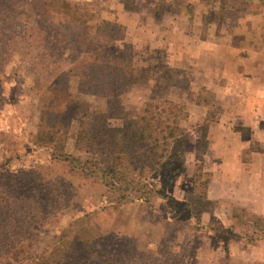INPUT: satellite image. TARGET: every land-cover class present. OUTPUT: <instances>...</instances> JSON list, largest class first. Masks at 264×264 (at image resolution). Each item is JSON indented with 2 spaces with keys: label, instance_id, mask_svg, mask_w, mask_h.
I'll list each match as a JSON object with an SVG mask.
<instances>
[{
  "label": "rangeland",
  "instance_id": "rangeland-1",
  "mask_svg": "<svg viewBox=\"0 0 264 264\" xmlns=\"http://www.w3.org/2000/svg\"><path fill=\"white\" fill-rule=\"evenodd\" d=\"M56 1L125 26L123 41L98 40L95 29L90 31V38L98 40L102 66L126 52L132 57V82L111 99L110 118L117 125L136 122L148 103L157 112L164 110V122L186 130V152L177 160L184 171L165 184V198L152 193L148 200L109 205L118 195L108 192L99 178L72 175L52 160L50 149L36 147L46 89L61 83V72L85 55L86 46L54 51L55 64L38 68L14 27V12L23 11L24 2L3 0L0 190H16L17 196L33 200L40 189L45 195L41 182L59 179L51 189L65 196L41 207L31 201L40 216L33 224L19 217L14 246L40 254L57 247L64 236L70 247L82 235L83 224L69 228L68 223L88 213L84 226L96 238L94 260L111 254L114 264H264V0ZM77 30L87 36L83 26ZM86 81L73 76L71 90L105 111L108 92L91 86L81 93L79 85ZM67 152L89 156L75 149V129ZM91 156L99 167L101 154ZM29 174L34 177L24 180ZM209 177L212 202L198 201L191 193L193 183ZM62 181L66 187L61 189ZM0 225L1 248L11 241Z\"/></svg>",
  "mask_w": 264,
  "mask_h": 264
},
{
  "label": "trees",
  "instance_id": "trees-1",
  "mask_svg": "<svg viewBox=\"0 0 264 264\" xmlns=\"http://www.w3.org/2000/svg\"><path fill=\"white\" fill-rule=\"evenodd\" d=\"M23 11L14 12V27L17 35L25 41V53L30 55L35 65L41 69L52 67L56 52H66L74 46H86L85 55L61 72V83L49 86L40 107L38 132L35 138L36 147L48 148L52 151V160L63 163L72 175L99 178L108 192L117 194L109 205H123L145 198L156 193L166 197L165 184L170 183L180 167L177 160L185 155L184 137L186 130L182 126L164 122V110L155 111L153 104H146L144 114L136 121L117 125L110 118L111 99L120 97L132 82V57L126 52L124 57H111L102 66L98 55V40L108 42L123 41L126 37L124 25L102 18L94 19L88 10H71L62 7L56 0H22ZM210 4L211 0H200ZM223 1V0H220ZM0 0V10H2ZM6 1H4L5 3ZM161 5V3L157 4ZM223 6V4H222ZM5 9V8H4ZM7 11V10H5ZM4 13V11H3ZM2 15V14H1ZM84 27V37L77 28ZM11 29V27L9 28ZM95 29L97 42L90 38V31ZM143 69L142 73H144ZM141 73V75H142ZM140 75V76H141ZM73 76L85 78L87 81L79 85L82 93H88L90 87L104 88L108 92L109 105L105 111L97 110L86 98L78 96L70 87ZM139 79V77L137 78ZM110 108V109H109ZM174 108H177L175 106ZM174 108L169 113H174ZM75 129V149L89 154L87 158L73 156L67 152L69 135ZM101 154L100 166L94 165L92 156ZM41 172V170H39ZM36 171V172H39ZM35 172V173H36ZM34 173V174H35ZM207 175H211L210 172ZM33 174L24 176V180L33 178ZM158 177V180L156 178ZM41 182L39 186L45 195L37 192L33 200L41 207L48 200L58 203L60 196L52 191L53 182ZM65 181V180H64ZM210 177L195 180L191 193L198 201L212 202L208 197ZM161 182V183H159ZM31 184V182L29 183ZM152 187L149 190V187ZM61 182V189L65 188ZM57 188V187H56ZM32 192L37 190L33 184ZM16 190H0V224L6 229L5 240L11 242L0 248V264H114L111 254L99 256L94 244L95 235L85 227L88 213L78 216L68 223L69 228L75 224L81 226L82 235L66 247L64 236L61 243L52 250H44L40 254L20 246H14L17 240L19 217H25L26 224H33L39 218L40 211L34 210L33 200L24 195H16ZM54 195V199L51 195ZM32 201V202H31ZM27 204H29L27 206ZM60 204V203H59ZM62 205V204H61ZM26 209L21 212V207ZM0 229L2 226L0 225ZM1 234V233H0ZM4 240V241H5Z\"/></svg>",
  "mask_w": 264,
  "mask_h": 264
},
{
  "label": "crops",
  "instance_id": "crops-1",
  "mask_svg": "<svg viewBox=\"0 0 264 264\" xmlns=\"http://www.w3.org/2000/svg\"><path fill=\"white\" fill-rule=\"evenodd\" d=\"M263 207H264V203H263ZM264 213V212H263Z\"/></svg>",
  "mask_w": 264,
  "mask_h": 264
}]
</instances>
